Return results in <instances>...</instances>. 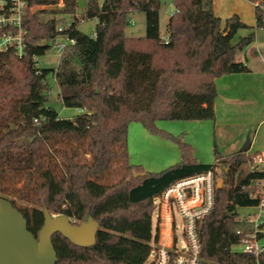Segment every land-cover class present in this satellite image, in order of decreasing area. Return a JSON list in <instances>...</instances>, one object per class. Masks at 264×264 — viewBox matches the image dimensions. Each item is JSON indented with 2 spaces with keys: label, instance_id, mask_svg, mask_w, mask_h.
Masks as SVG:
<instances>
[{
  "label": "trees",
  "instance_id": "1",
  "mask_svg": "<svg viewBox=\"0 0 264 264\" xmlns=\"http://www.w3.org/2000/svg\"><path fill=\"white\" fill-rule=\"evenodd\" d=\"M27 1L25 55L19 57L13 49L0 52V178L19 174L25 186H33L38 174L32 210L9 199L35 236L44 223L45 207L73 221L92 215L99 223L92 246L80 247L54 234L56 264H145L157 238L152 227L155 198L173 183L218 166L223 186L215 189L214 209L199 224L202 261L256 264L232 246L240 226L236 206L259 202V196H253L258 193L255 181L264 173L243 168L251 158L247 152L223 156L216 145V163H199L191 143L161 130L157 122L215 119V80L250 71L236 59L237 50L248 46L255 29L264 26V10L256 7V25L248 26L237 14L226 20L217 16L214 0H174L178 11L166 25L165 41L158 0H86V17L100 20L92 36L78 28L74 17L78 0H62L61 7L59 0ZM134 11L145 14L144 36L125 33ZM66 17L75 22L60 32L58 26ZM242 29L249 33L235 42ZM65 35L76 43L66 45L56 68L43 66L42 74H36L34 57H41ZM53 84L63 106L82 111L60 118L50 105ZM132 122L177 142L182 160L159 172L132 163L128 141ZM56 141L76 145L70 153H59L63 163L59 175L50 160ZM86 142L89 162L81 158L78 147ZM117 163L121 177L111 184L99 182Z\"/></svg>",
  "mask_w": 264,
  "mask_h": 264
},
{
  "label": "built area",
  "instance_id": "2",
  "mask_svg": "<svg viewBox=\"0 0 264 264\" xmlns=\"http://www.w3.org/2000/svg\"><path fill=\"white\" fill-rule=\"evenodd\" d=\"M158 1L159 10L162 1ZM171 1L169 18L178 11L175 1ZM27 5V0H0V29H3L0 34V52L13 49L19 57L25 55L27 32L23 27V17ZM256 5L264 10V6L258 1ZM74 17L60 24L58 31L71 28L75 22ZM130 22L133 23L134 20L130 19ZM163 36L165 41H168V37ZM59 38L52 42V47L54 46L60 55L66 45L76 43L75 39L67 35ZM34 67L36 74H42L40 56L34 57ZM37 121L34 119V122ZM248 167L251 172L264 173V155L252 154ZM220 171L221 168L218 166L214 170L185 177L170 185L164 193L155 198L154 212L158 235L151 243L152 250L145 264H204L199 224L214 209L216 177ZM255 185L258 193L253 196H259V202L242 206L253 212L240 214L241 206H236L240 226L235 231L238 239L232 250L253 257L256 264H264L261 259L264 256V178L256 180Z\"/></svg>",
  "mask_w": 264,
  "mask_h": 264
},
{
  "label": "rangeland",
  "instance_id": "3",
  "mask_svg": "<svg viewBox=\"0 0 264 264\" xmlns=\"http://www.w3.org/2000/svg\"><path fill=\"white\" fill-rule=\"evenodd\" d=\"M62 0H59L58 7L63 6ZM162 4L159 9L160 19V32L161 35L166 33V25L168 24L169 12L171 9V0H161ZM63 2V1H62ZM237 0H215V11L220 13L226 11L229 7L233 6ZM78 7L75 15L78 21V28L87 35H93L100 20L98 17L87 18L86 0H78ZM71 17H66L70 19ZM129 19H133L134 22H130L125 30L128 36H144L146 31V19L143 12L134 11L130 13ZM243 30V29H242ZM61 40V38H59ZM60 52L56 51V48L51 47L45 54L40 57V63L46 68H56L60 60ZM51 93L50 105L55 108L60 118H73L78 114L79 110L76 108H69L62 105L59 100L57 87L53 84ZM158 127L161 130H166L175 136H183L185 141L192 144L194 148V157L199 163L214 164L216 163V156L214 147L217 145L216 132L213 121L211 120H165L158 121ZM247 137V136H246ZM247 140V139H246ZM129 141V158L134 164H140L145 171L159 172L166 167L174 165L182 160L180 146L177 142L171 140L168 137H164L160 134H154L147 131L142 123L132 122L128 133ZM246 142V141H245ZM53 149L55 150L52 156L51 163L56 175H59L62 170V161L59 159V153L61 151L71 152L76 147L73 143L66 141L53 142ZM87 142L79 145L81 151V158L84 161H91L90 154L87 150ZM222 146V145H221ZM221 146L220 149H221ZM218 148V146H217ZM244 169L249 170L248 165L243 166ZM122 175V169L117 163L114 169L104 177H100L99 182L111 184L115 180H118ZM35 184L33 186H25L21 175L15 174L10 176H4L0 178V195L14 199L18 207L28 208L32 210L35 205L32 202V198L36 196L35 187L39 181L38 174L35 176ZM221 178L219 172L216 177V184ZM240 214L251 213L253 210L244 207H239ZM180 222V219L178 218ZM79 223L80 221H75ZM152 227L154 233L156 232V212L153 213Z\"/></svg>",
  "mask_w": 264,
  "mask_h": 264
},
{
  "label": "crops",
  "instance_id": "4",
  "mask_svg": "<svg viewBox=\"0 0 264 264\" xmlns=\"http://www.w3.org/2000/svg\"><path fill=\"white\" fill-rule=\"evenodd\" d=\"M257 1L264 6V0H237L226 11L217 13L214 0V11L223 20L237 14L248 26H255ZM248 33V30H240L235 42ZM236 59L245 63L250 71L223 75L215 80L216 146L223 156L233 154L241 150L249 135L251 147L247 155H264V26L255 29V39L248 46L237 50ZM157 235L158 228L154 237Z\"/></svg>",
  "mask_w": 264,
  "mask_h": 264
},
{
  "label": "water",
  "instance_id": "5",
  "mask_svg": "<svg viewBox=\"0 0 264 264\" xmlns=\"http://www.w3.org/2000/svg\"><path fill=\"white\" fill-rule=\"evenodd\" d=\"M246 138L241 147L245 152L251 147L250 136ZM222 186L223 179H219L216 188ZM43 212L44 223L35 236L23 213L11 200L0 195V264H56L58 256L52 243V236L56 233L80 247L95 244L99 223L92 215L76 223L66 214L49 212L47 207Z\"/></svg>",
  "mask_w": 264,
  "mask_h": 264
}]
</instances>
